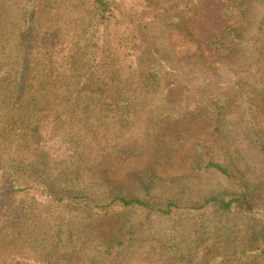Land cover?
Masks as SVG:
<instances>
[{"label": "trees", "instance_id": "obj_1", "mask_svg": "<svg viewBox=\"0 0 264 264\" xmlns=\"http://www.w3.org/2000/svg\"><path fill=\"white\" fill-rule=\"evenodd\" d=\"M180 1L144 0L162 17L144 53L133 34L111 40L115 0H0V264H157V248L173 256L165 264H264V0H226L213 63ZM186 50L212 73L189 103L213 130L190 176L234 191L179 203L155 194L179 178L150 166L120 184L100 163L153 148L176 111L165 109L167 77L182 87L193 70L180 72ZM147 115L157 117L146 133ZM45 124L72 147L62 165L42 147Z\"/></svg>", "mask_w": 264, "mask_h": 264}, {"label": "rangeland", "instance_id": "obj_2", "mask_svg": "<svg viewBox=\"0 0 264 264\" xmlns=\"http://www.w3.org/2000/svg\"><path fill=\"white\" fill-rule=\"evenodd\" d=\"M181 6L184 2H179ZM114 10L109 15L107 30L112 41H122L128 36H138L139 45L142 52L147 51V43L150 41L153 30L161 31L156 27L161 23L160 12L146 7L144 0H115ZM187 6H194L183 21V27L187 30L191 39L196 42L202 56L207 63H213L218 59L209 44L211 38L221 35L224 25L222 11L227 5L226 0H188ZM198 6H201L198 7ZM257 6V5H251ZM179 55L186 60L180 66L181 73H187L190 69L187 81L183 86L176 85V75H169L167 83L171 87L168 101L164 103L166 111L176 109L173 121L163 122L153 132L154 141L152 149L148 153L133 157L119 164L114 161L103 160L100 163L102 170L109 172L115 182L120 183L125 180L130 173L146 170L153 166L157 175L164 180L179 178L173 182L161 183L155 190V194L160 200H175L179 203L189 202L201 197L231 193L234 191L233 183L223 180L218 175L211 176H190L192 174L191 161L197 154V145L204 139H212V124L210 116L204 112H192L194 105L189 104L193 96L198 94V90L203 87L204 82L212 78L210 70L203 64H192L190 58L192 52L184 51ZM131 64L135 65V60L131 59ZM180 73V75H182ZM189 114L185 120L183 115ZM155 115H147L139 122L140 128L147 133L148 127L153 123ZM165 118V117H164ZM169 118V117H166ZM161 120V119H159ZM50 124H45L42 136V147L59 164L66 160L72 152L71 145L59 137L51 136ZM126 145L131 144L125 139ZM159 148V152H155ZM62 165V164H61ZM187 176V178L185 177ZM190 176V177H189ZM181 178V179H180ZM193 215V214H192ZM192 215H190L192 219ZM139 214H133L132 218L139 220ZM170 223H168L169 225ZM166 226V225H163ZM159 228V226L154 227ZM103 229H108L105 226ZM150 250L147 249V252ZM151 259L158 260L157 264H165V260L171 259L166 250L157 248L156 254ZM200 260V259H199ZM176 262H174L175 264ZM22 264H43L34 259ZM146 264V263H144Z\"/></svg>", "mask_w": 264, "mask_h": 264}]
</instances>
